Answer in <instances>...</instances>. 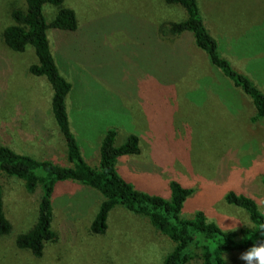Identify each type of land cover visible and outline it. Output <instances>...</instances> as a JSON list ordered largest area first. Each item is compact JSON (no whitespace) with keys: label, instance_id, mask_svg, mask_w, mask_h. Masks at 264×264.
Here are the masks:
<instances>
[{"label":"rangeland","instance_id":"obj_1","mask_svg":"<svg viewBox=\"0 0 264 264\" xmlns=\"http://www.w3.org/2000/svg\"><path fill=\"white\" fill-rule=\"evenodd\" d=\"M199 1L220 56L264 92V0ZM65 4L76 14L77 29H51L48 38L71 84L66 112L84 160L96 166L107 129L116 131V146L134 134L141 155L123 158L117 170H129L135 189L169 201L175 180L194 189L181 218L202 211L225 231L250 227L247 213L224 196L244 194L264 214V118L252 121L251 101L209 63L190 33L159 35L161 24L185 19L184 10L163 0ZM16 8L25 9L24 1L0 0V140L20 154L69 166L51 113V87L28 73L37 62L33 48L14 53L2 41ZM43 13L51 22L55 9L44 5ZM0 185L13 225L10 235L0 236V264H161L173 248L146 218L121 205L109 212L107 233L92 235L88 228L103 197L66 181L56 184L52 197L57 240L35 258L19 250L15 238L34 223L40 188L29 194L22 180L1 173ZM241 254L226 256L227 264H246Z\"/></svg>","mask_w":264,"mask_h":264},{"label":"trees","instance_id":"obj_2","mask_svg":"<svg viewBox=\"0 0 264 264\" xmlns=\"http://www.w3.org/2000/svg\"><path fill=\"white\" fill-rule=\"evenodd\" d=\"M23 1L25 9L16 8L10 12L12 23L2 30V41L14 53H23L28 46L33 48L37 62L29 66L28 73L34 77H44L51 87V113L62 136L69 166L20 154L7 146L3 139L0 140V173L22 180L29 194L38 188L41 192L35 221L26 232L17 235L15 246L28 251L35 258H41L46 244L56 242L57 234L52 229V197L56 184L66 181L94 189L102 195L103 201L88 228L94 236L106 233L108 214L116 205L146 218L152 227L173 243L162 264H227L226 256L229 254L244 253L253 245L264 242V214L257 203L244 194L230 191L224 196V201L243 209L251 226L225 231L215 222L207 221L202 211H198L192 219L180 217L184 202L194 193V189L186 188L175 180L169 183V201L135 189L116 170L118 158L140 153L139 138L134 134L129 135L122 145L116 146V131L107 129L100 143L99 161L96 166L89 165L82 157L80 146L69 126L66 97L71 84L59 72L48 38L51 29L74 32L77 29L76 14L66 6V0ZM163 1L167 5L180 6L185 12V19L161 24L158 27L159 35L174 38L190 33L194 45L206 54L209 63L251 101L255 110L252 121L264 118V92L220 56L218 43L202 19L200 1ZM44 5L55 9L51 22L46 21ZM261 183L264 185V176ZM12 230L11 220L5 215L0 185V236L10 235Z\"/></svg>","mask_w":264,"mask_h":264},{"label":"clouds","instance_id":"obj_3","mask_svg":"<svg viewBox=\"0 0 264 264\" xmlns=\"http://www.w3.org/2000/svg\"><path fill=\"white\" fill-rule=\"evenodd\" d=\"M239 258L245 261L246 264H264V242L259 245H253L242 253Z\"/></svg>","mask_w":264,"mask_h":264},{"label":"crops","instance_id":"obj_4","mask_svg":"<svg viewBox=\"0 0 264 264\" xmlns=\"http://www.w3.org/2000/svg\"><path fill=\"white\" fill-rule=\"evenodd\" d=\"M115 139H116V137H115ZM139 146H140V153L138 154V155H134V156H140L141 155V148H142V145H141V143H140V139H139ZM80 151H81V149H80ZM82 154V153H81ZM83 156V155H82ZM123 158H129V156H124V157H120V158H118V160H117V162H116V170L118 169V167H119V164H121V162H125V161H121V160H123ZM88 163V162H87ZM89 164V163H88ZM90 165V164H89ZM97 165V164H96ZM118 166V167H117ZM117 172H118V170H117ZM129 170H127L126 171V173H123V174H119V172H118V174L120 175V176H122L126 181H128L129 182V180H127V176H129ZM126 175V176H125ZM128 179H132L131 177L130 178H128ZM116 206H118V205H116ZM116 206H114V208L116 207ZM123 207V206H122ZM109 215V214H108ZM107 219H108V217H107ZM107 230H108V221H107ZM107 230H106V233H107ZM163 261V260H162ZM162 264V263H161Z\"/></svg>","mask_w":264,"mask_h":264}]
</instances>
